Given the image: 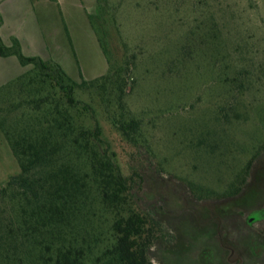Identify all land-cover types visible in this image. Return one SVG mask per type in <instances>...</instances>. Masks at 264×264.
I'll return each instance as SVG.
<instances>
[{
    "label": "rangeland",
    "instance_id": "rangeland-1",
    "mask_svg": "<svg viewBox=\"0 0 264 264\" xmlns=\"http://www.w3.org/2000/svg\"><path fill=\"white\" fill-rule=\"evenodd\" d=\"M0 16L6 45L17 39L25 56L57 62L76 82L108 73L105 28L111 43L119 33L137 53L136 84L125 101L143 120L140 142L154 157L145 147L132 153L108 123L105 135L126 175L145 159L162 168L157 175L169 180L153 190L181 216L174 223L184 234L197 233L189 205L232 202L221 196L248 165L252 187L264 185V0H0ZM5 64L0 57V71ZM235 76L249 81L246 89L233 91L226 80ZM77 96L90 101L88 92ZM19 172L0 129V184ZM192 186L209 198L199 200ZM176 259L200 264L187 252ZM217 259L204 256L210 264Z\"/></svg>",
    "mask_w": 264,
    "mask_h": 264
},
{
    "label": "trees",
    "instance_id": "trees-1",
    "mask_svg": "<svg viewBox=\"0 0 264 264\" xmlns=\"http://www.w3.org/2000/svg\"><path fill=\"white\" fill-rule=\"evenodd\" d=\"M107 30L108 73L81 82L51 59L25 56L17 39L6 45L0 35V56H16L26 67L0 86V129L20 166L0 184V264H154L157 247L166 254L180 245L168 239L184 235L174 223L178 215L153 190L169 177L160 178L162 168L146 159L126 175L105 135L108 123L132 153L145 147L154 157L140 142L143 120L125 101L136 84L137 53L119 33L111 43ZM226 81L233 91L249 83L238 76ZM77 91L88 92L90 101ZM193 193L201 201L209 195Z\"/></svg>",
    "mask_w": 264,
    "mask_h": 264
},
{
    "label": "flooded vegetation",
    "instance_id": "flooded-vegetation-1",
    "mask_svg": "<svg viewBox=\"0 0 264 264\" xmlns=\"http://www.w3.org/2000/svg\"><path fill=\"white\" fill-rule=\"evenodd\" d=\"M248 168L235 177L227 196H221L232 202L189 205L188 216L197 233L171 237L173 245H180L175 247L177 252H166L170 259L167 264H190L176 259L186 252L200 264H210L204 260L209 254L218 257L214 264H264V185L252 187L253 175ZM183 242L188 244V251H182ZM155 260L166 263L157 253L153 263Z\"/></svg>",
    "mask_w": 264,
    "mask_h": 264
},
{
    "label": "crops",
    "instance_id": "crops-1",
    "mask_svg": "<svg viewBox=\"0 0 264 264\" xmlns=\"http://www.w3.org/2000/svg\"><path fill=\"white\" fill-rule=\"evenodd\" d=\"M2 58L5 59L7 64H5L6 65L5 71L4 72L0 71V86L14 79L15 77L21 75L26 70V67L20 64L16 56H9Z\"/></svg>",
    "mask_w": 264,
    "mask_h": 264
}]
</instances>
